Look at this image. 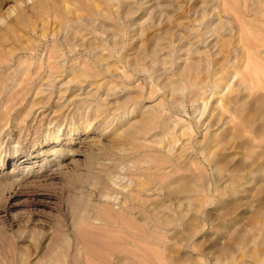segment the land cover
<instances>
[{"label": "rangeland", "instance_id": "obj_1", "mask_svg": "<svg viewBox=\"0 0 264 264\" xmlns=\"http://www.w3.org/2000/svg\"><path fill=\"white\" fill-rule=\"evenodd\" d=\"M0 264H264V0H0Z\"/></svg>", "mask_w": 264, "mask_h": 264}]
</instances>
